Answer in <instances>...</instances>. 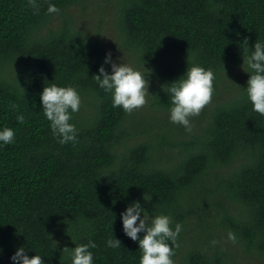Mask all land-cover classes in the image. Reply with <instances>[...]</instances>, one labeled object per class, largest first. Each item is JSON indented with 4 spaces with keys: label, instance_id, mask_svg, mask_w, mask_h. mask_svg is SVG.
I'll use <instances>...</instances> for the list:
<instances>
[{
    "label": "trees",
    "instance_id": "16d2710c",
    "mask_svg": "<svg viewBox=\"0 0 264 264\" xmlns=\"http://www.w3.org/2000/svg\"><path fill=\"white\" fill-rule=\"evenodd\" d=\"M87 1L37 0V14L28 0H0V131H15L0 141V264L20 247L72 264V249L89 241L93 264H140L121 218L136 201L141 218L183 226L175 264H264V116L243 60L264 44V0H92L114 24L110 49L76 22ZM109 52L150 81L147 104L131 114L93 78L102 65L111 74ZM193 65L213 70L214 94L188 132L170 120L168 88ZM50 83L80 94L75 144L61 145L44 115ZM115 238L121 246L108 247Z\"/></svg>",
    "mask_w": 264,
    "mask_h": 264
},
{
    "label": "clouds",
    "instance_id": "9594fccd",
    "mask_svg": "<svg viewBox=\"0 0 264 264\" xmlns=\"http://www.w3.org/2000/svg\"><path fill=\"white\" fill-rule=\"evenodd\" d=\"M28 4L37 14L39 13L40 6L37 0H28ZM59 12L60 9L54 4L48 5V14H59ZM243 42L247 45V38ZM253 48L254 51L250 56H243L244 63L246 62L250 69L246 91L253 105V111L264 116V44L256 42ZM105 63L111 64V74L102 65L99 74L94 75L93 78L102 89L112 93L113 107H121L128 114L144 107L148 102L147 97L152 95L149 92L150 81L147 76L130 65L113 62L110 52L106 54ZM184 76L185 79L173 82L168 88L173 105L170 108V120L191 132V118L198 116L212 102L215 74L212 69L206 70L201 66L193 65L187 69ZM81 103L79 92L71 85L60 87L50 83L42 91L41 104L44 115L50 122L53 135L58 137L61 145L78 142V130L70 120L72 113L80 110ZM17 120L23 123L24 116H18ZM14 138L13 129L5 127L0 131V141L5 145L12 143ZM142 213L144 209L138 201L130 204L121 213L124 233L133 241H139V249L142 250L140 264H175L172 257L176 255L175 249L180 247L178 237L183 226L177 223L173 230L170 216L161 214L150 218L143 214L141 218ZM141 232L144 233L142 238L138 236ZM227 241L233 244L237 242L234 232H228ZM217 243L219 241H212L213 245ZM107 245L118 248L121 242L116 238L109 239ZM95 247L93 241L76 245L72 249V264H93V254L90 249ZM67 250V247L63 249V251ZM11 260L13 264H45L40 255L29 258L24 247L18 248Z\"/></svg>",
    "mask_w": 264,
    "mask_h": 264
},
{
    "label": "rangeland",
    "instance_id": "374dc122",
    "mask_svg": "<svg viewBox=\"0 0 264 264\" xmlns=\"http://www.w3.org/2000/svg\"><path fill=\"white\" fill-rule=\"evenodd\" d=\"M96 2V0H93ZM92 0L87 1V8L81 9L82 5H79L74 10L76 12V22L77 24L83 26L89 32L98 31L102 34V43L104 47L110 49L113 47L114 38H115V27L112 21L109 20V12L104 11L102 12L99 6H95V3ZM102 5H105L101 1ZM98 13V14H97ZM102 17V26L99 27L98 23L100 22V18ZM116 51V50H115ZM127 58V56H126ZM114 59L118 62L120 58H118L117 52L114 54ZM122 64L129 65V61L127 60L126 63L122 62Z\"/></svg>",
    "mask_w": 264,
    "mask_h": 264
}]
</instances>
